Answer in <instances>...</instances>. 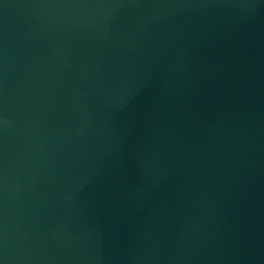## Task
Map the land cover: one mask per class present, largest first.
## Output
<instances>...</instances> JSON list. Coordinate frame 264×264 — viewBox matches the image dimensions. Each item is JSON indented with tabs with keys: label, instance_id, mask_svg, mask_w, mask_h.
I'll return each mask as SVG.
<instances>
[{
	"label": "water",
	"instance_id": "95a60500",
	"mask_svg": "<svg viewBox=\"0 0 264 264\" xmlns=\"http://www.w3.org/2000/svg\"><path fill=\"white\" fill-rule=\"evenodd\" d=\"M0 264H264V0H0Z\"/></svg>",
	"mask_w": 264,
	"mask_h": 264
}]
</instances>
